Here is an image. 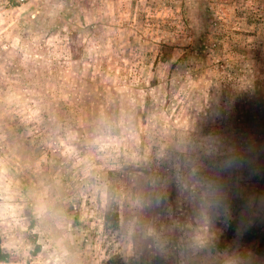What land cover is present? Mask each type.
I'll return each mask as SVG.
<instances>
[{"label":"rangeland","instance_id":"374dc122","mask_svg":"<svg viewBox=\"0 0 264 264\" xmlns=\"http://www.w3.org/2000/svg\"><path fill=\"white\" fill-rule=\"evenodd\" d=\"M256 233L264 0H0V264H264Z\"/></svg>","mask_w":264,"mask_h":264},{"label":"trees","instance_id":"16d2710c","mask_svg":"<svg viewBox=\"0 0 264 264\" xmlns=\"http://www.w3.org/2000/svg\"><path fill=\"white\" fill-rule=\"evenodd\" d=\"M71 50L73 51V57L75 59H79L81 57L82 48L76 44L77 42V35H71ZM119 213L116 209H114L113 205H108L106 214L104 216L106 224L112 225L114 228L119 226ZM249 241H255L257 246L256 251H264V235H260L259 233L253 234L252 237L249 238ZM9 254L4 251L0 243V262H6L8 260ZM105 264H124L121 258V255L116 253H112L109 255L105 261Z\"/></svg>","mask_w":264,"mask_h":264}]
</instances>
